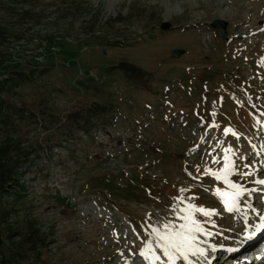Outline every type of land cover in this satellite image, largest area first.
Returning <instances> with one entry per match:
<instances>
[{"label": "rangeland", "instance_id": "374dc122", "mask_svg": "<svg viewBox=\"0 0 264 264\" xmlns=\"http://www.w3.org/2000/svg\"><path fill=\"white\" fill-rule=\"evenodd\" d=\"M259 1L0 0V49L13 56L0 76L36 73L17 103L42 109L26 128L39 138L27 209L48 238L37 264H200L203 248L220 254L264 216ZM93 103L108 110L89 130L48 119ZM227 185L232 212L215 193Z\"/></svg>", "mask_w": 264, "mask_h": 264}, {"label": "trees", "instance_id": "16d2710c", "mask_svg": "<svg viewBox=\"0 0 264 264\" xmlns=\"http://www.w3.org/2000/svg\"><path fill=\"white\" fill-rule=\"evenodd\" d=\"M6 36L5 29L0 27V45L7 41ZM12 57L11 53L0 49V66L7 67L6 62L12 61ZM10 67L9 71L3 69L0 76V236L6 239L0 244V264H37L48 238L38 220L27 209L31 191L25 176L31 170V157L39 138L32 135L28 140L26 128L28 124L39 127L42 109L30 110L26 105L22 107L17 103V98L22 97L21 89L35 83L36 73ZM127 70L130 71L131 67ZM107 110L106 105L93 103L82 112L69 114L65 123L53 114L48 119L67 134L77 125L84 130L91 129L94 120L106 114ZM54 136L52 134V138ZM55 200L61 206L69 202L68 198L58 195Z\"/></svg>", "mask_w": 264, "mask_h": 264}, {"label": "bare ground", "instance_id": "6f19581e", "mask_svg": "<svg viewBox=\"0 0 264 264\" xmlns=\"http://www.w3.org/2000/svg\"><path fill=\"white\" fill-rule=\"evenodd\" d=\"M253 7V6H252ZM253 10H256L255 12V15H256V17L257 18H259V17H261V16H263L264 14H261L260 12L262 11V10H264V0H260L259 1V3L257 4V6L256 7H253L252 8ZM258 11H260V12H258ZM208 12V11H207ZM209 12H210V10H209ZM217 13H218V10L216 11ZM216 13V14H217ZM211 14V13H210ZM208 15V14H207ZM240 16H243V15H238V17H237V19H241V17ZM194 17V15H191L190 16V19L191 18H193ZM209 17V16H208ZM207 18V17H206ZM243 18V17H242ZM241 20H239L238 22H240ZM247 28H249V25H247L246 26ZM229 41V40H228ZM214 48V47H213ZM258 142H259V149L257 150L258 151V153L261 155H263L264 154V132H262V133H260V135H259V137H258ZM194 150H196V152H197V148H193V150H192V152L191 153H194ZM195 154V153H194ZM263 159V163H264V158H262ZM262 166H264V165H262ZM262 182V181H261ZM226 185V184H225ZM264 188V187H263ZM231 188H230V186H226V187H223V188H220V187H216L215 188V193L217 194V195H219L222 199H225V202L227 203V196H228V194H235V192L233 191V190H230ZM261 194L264 196V190L261 192ZM235 200H236V198H235ZM261 202L263 203L264 202V198L263 197H261ZM236 203H237V201H236ZM236 206V205H235ZM235 206L233 207V208H235ZM233 210V209H232ZM253 211V210H252ZM261 214H262V212H261ZM248 223H249V225H248V227L250 228V229H254L255 228V226L256 225H258V224H260V218H259V220H256V221H248ZM255 223V224H254ZM163 227V226H162ZM159 228V227H158ZM165 228V227H164ZM262 229H263V227H262ZM261 229V230H262ZM162 231V230H161ZM163 232V231H162ZM165 232H166V230H165ZM244 235V234H243ZM243 235H242V237H243ZM241 240H239V242H240ZM235 246H237V245H232V246H230L229 248H225V249H223L222 251H221V253L220 254H215L214 252H215V250H212V249H210V248H208V247H205V248H203L205 251V253H206V256H205V258L201 261V263L200 264H212V261H213V264H214V262H215V260L216 259H219V263H220V261L222 260V259H224L225 257H227L226 255H227V253H229V252H235L234 250L236 249V247ZM241 253L243 254V251H241ZM223 256V257H222ZM215 257H217L216 259H215ZM222 258V259H221ZM215 259V260H214ZM253 259H254V257H253ZM218 262V261H217ZM224 262V264H228V262H226L225 260L223 261ZM222 262V263H223Z\"/></svg>", "mask_w": 264, "mask_h": 264}, {"label": "water", "instance_id": "95a60500", "mask_svg": "<svg viewBox=\"0 0 264 264\" xmlns=\"http://www.w3.org/2000/svg\"><path fill=\"white\" fill-rule=\"evenodd\" d=\"M212 25L217 29V32L220 34V36H223V37L226 36V24L224 22L217 19L212 23ZM162 28H164V29L169 28V24L164 23L162 25ZM183 53H184V50L174 49L171 52V56H172V58H178ZM0 244H1V237H0Z\"/></svg>", "mask_w": 264, "mask_h": 264}]
</instances>
